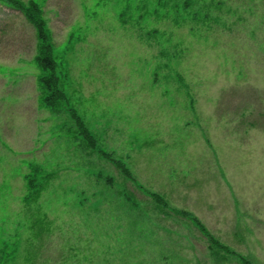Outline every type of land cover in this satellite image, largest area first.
Here are the masks:
<instances>
[{
  "label": "rangeland",
  "instance_id": "1",
  "mask_svg": "<svg viewBox=\"0 0 264 264\" xmlns=\"http://www.w3.org/2000/svg\"><path fill=\"white\" fill-rule=\"evenodd\" d=\"M35 1L52 32L69 100L52 109L41 102L40 69L33 60L35 30L21 13L0 5V84L11 83L8 92L0 89V95L11 97L7 105L0 98L6 105L0 107V128L18 146L9 166V192L0 199L7 207L0 216V264H241L236 257H213L199 230L174 212L164 216L156 211L136 183L164 196L173 208L208 220L201 213L199 192L169 186L170 164L188 165L194 159L166 143L174 142L171 133L184 129V112L192 121L188 133L203 128L200 120L212 137L216 133L219 147L197 151L198 158L203 165L214 155L223 158L229 181L222 177L230 194H237L239 241L231 236V243L224 242L254 264H264V208L258 206L263 201L264 134L233 126L235 120L253 118H215L210 102L218 94L226 104L238 96L264 101L259 88L264 87V69L254 66L243 35L248 24L232 25L234 34L224 38L218 24L230 25L215 21L216 0ZM256 5L264 6V0ZM91 91L101 93L88 98ZM192 100L202 102L197 108ZM70 107L95 124V148L79 135ZM110 125H120L119 131ZM19 145L27 148L25 156ZM101 147L122 160L136 180L124 179ZM0 152L6 155L1 145ZM30 153L27 163L17 160ZM36 165L45 173L54 166L63 169L40 196L35 190L39 185L30 192L28 188L31 176L35 183L43 181ZM4 166L0 162V182L6 179ZM200 186L201 196L202 182ZM126 188L137 198L128 199ZM260 195L262 201L254 200ZM245 198L248 204L242 206ZM14 248L17 256H6Z\"/></svg>",
  "mask_w": 264,
  "mask_h": 264
},
{
  "label": "crops",
  "instance_id": "2",
  "mask_svg": "<svg viewBox=\"0 0 264 264\" xmlns=\"http://www.w3.org/2000/svg\"><path fill=\"white\" fill-rule=\"evenodd\" d=\"M242 5H247V11L240 8ZM236 20L249 23L248 29L244 28L246 32H244L243 35L249 39V53H251L254 66L260 70L264 69V6L256 5V0H247L240 4L237 19H233L232 22H235ZM231 34L234 33L228 30L221 35L228 39ZM211 101L215 102V105L211 106V112L215 115V118L232 117L234 119H239L242 115H245L244 112L249 113V116L253 118H264V108L262 107H256L253 111H241L237 108L226 110V99L223 94L214 96ZM233 104L234 101L232 105ZM208 114H210V112H208ZM183 118V123H192L190 116H183ZM260 122V125H253L254 134H264V122ZM235 124L238 126V130H240V122L236 121L235 123L234 121V127ZM214 126L218 127L217 124H214ZM189 127H191V125L185 127L180 133L173 134L172 139L174 142H166L170 144L171 149H183L186 151V156L191 155L194 157L192 162L188 163V165L179 161L170 164L168 173L171 176V182L169 186L175 191L190 190L193 192H199L201 213L208 216L206 224L213 231L220 233L225 229L227 218L232 220L235 213L234 205L236 203L233 194H230L233 192L228 191V186H226L222 177V174H224L228 180L224 166V159L214 155L203 165L197 155V151H205L206 149L212 151L215 147H219V143L217 142L218 138L215 137V132H212L214 135L213 137L207 132L205 123L200 131L194 129L191 133H188L187 130ZM214 140H216V145ZM247 165L250 168L253 166L251 160L248 161ZM262 171H264V169H262ZM247 180L251 185H254L256 189L258 185L254 183V180L250 178V175ZM201 182L202 189L200 196L199 186ZM230 182L232 181L230 180ZM262 192L263 197L260 195L258 198H255V200H259L262 197L263 201L261 199L262 203H259L258 206L264 208V189ZM216 212L219 213V217L217 218L213 217ZM229 226L230 231L236 229V224L232 221H229Z\"/></svg>",
  "mask_w": 264,
  "mask_h": 264
},
{
  "label": "trees",
  "instance_id": "3",
  "mask_svg": "<svg viewBox=\"0 0 264 264\" xmlns=\"http://www.w3.org/2000/svg\"><path fill=\"white\" fill-rule=\"evenodd\" d=\"M0 2L21 11L35 26L38 36L36 61L45 72H48L47 75L40 77L42 86L50 92L45 101L51 106L55 105L57 101L65 99V93L59 88V77L56 74L57 62L54 58L52 37L41 6L34 0L28 2L23 0H0ZM77 119L79 126L88 135V130L85 128L82 120L79 117ZM29 183L32 186H36L34 178H30ZM244 262L245 264H252L246 259Z\"/></svg>",
  "mask_w": 264,
  "mask_h": 264
}]
</instances>
